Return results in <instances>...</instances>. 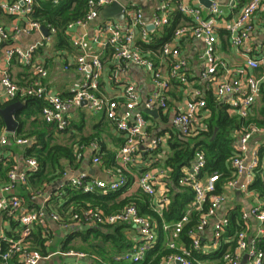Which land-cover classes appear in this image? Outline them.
Wrapping results in <instances>:
<instances>
[{"label":"built area","instance_id":"built-area-1","mask_svg":"<svg viewBox=\"0 0 264 264\" xmlns=\"http://www.w3.org/2000/svg\"><path fill=\"white\" fill-rule=\"evenodd\" d=\"M51 1L54 4L58 2V0ZM159 1L157 13L147 21H145L141 9H127L123 6L125 25L121 27L113 19L105 20L96 27L95 41L100 45L109 46L117 60L124 64L142 67L151 75L156 90L143 104L148 109L157 108L164 113H171V124L181 137L196 138L202 131L206 130L204 120L210 114V110L204 95L208 92L211 93L215 101L226 105V110L230 115L248 120L259 96L261 85L264 83V52L261 56H253L252 49L247 44L255 27L252 18L259 13L264 14V0H248L241 4L236 16L226 26L230 44L239 50L245 60V67L242 69L231 68L228 62L217 52L216 25L223 16L220 4L211 0L208 8H205L201 3L196 6L178 5L179 11L188 20L174 30L172 39L164 43L159 50L160 58L167 61L169 65L167 72H164L159 66L157 67L151 57L143 54L136 41L137 32H139L141 40L147 42L152 30L161 28L169 22L171 0ZM239 1L231 0L232 4H238ZM113 2H120V0H88L89 9L85 17L69 26L77 25L84 28L98 17L103 7ZM33 5V0H0V12L21 17L22 20V23L16 22L11 29H6L0 22V87L2 88L0 96L6 99L17 97L41 99L44 103L41 109L42 118L48 123H54L61 130L69 124L68 110L82 100H87L91 108L102 109L105 117L123 135V143L116 155L121 165L118 168V174L111 180L86 177L85 174L69 176L60 194L66 193L72 188L83 193L119 190L129 182L127 175L122 170L129 165L139 163V156L142 153L149 152L153 155L154 151L163 146L166 140L163 136H155L150 144L141 148L143 139L147 137V124L141 109H138L140 98L133 83L126 84L121 94L122 98H119L120 96L109 98L96 93L103 64L99 54L89 51L84 35L75 36L72 41L73 46L81 51L75 57L73 64L77 71L82 73L83 79L76 89H72L70 97L61 98L58 94L50 93L45 88L43 79L47 76V70L43 64H35L34 74L26 83L18 84L12 80L7 64L13 59L19 60L23 64H31L32 54L39 43L31 44L22 49L16 45L6 44V42L10 38L32 33L41 34L43 41H50L51 33L55 32L54 28L46 26L49 31L48 35L44 36L41 33L43 24L32 17ZM205 10H207L206 15L204 14ZM149 25H152L153 29H148ZM187 36L198 39L203 44V49L199 54L197 81L189 79L186 72L188 62L179 49L180 40ZM172 83L179 84L187 91L182 110L172 109L167 102L165 94ZM232 137L234 155L230 160V168L233 175L225 179L219 193H215V190L216 184L220 180V174H202L206 163V157L202 150L196 149L191 164L182 168V174L177 182L179 185L191 188L193 200L180 218L171 224L164 225L165 229L171 230L166 248L175 250L174 253L164 257L166 262L196 264L197 260L193 255V250L197 252L201 250L202 234L212 220L211 247L219 249L222 243L228 242L224 237L228 218L219 215L222 205L226 202V192H248L249 186L255 180V172L257 171L260 172L259 180L264 188V172L259 170L260 157L257 148L262 146L264 151V126L244 121L238 129L233 130ZM255 137L260 138L263 143L250 148L249 143ZM13 141L28 146L34 144L33 137L13 136ZM7 143V136L0 135V148ZM91 145L94 150L92 161L99 163L101 159L98 153V143L92 141ZM248 148L251 150L249 151ZM75 150L76 158H81V145H77ZM150 165L151 161L145 160L144 166L146 168L137 177L136 182L141 192L156 197L157 206L153 204L152 210L162 215L170 203L166 188L168 177L164 182L165 190L159 191L155 185L160 175L166 176L171 168L165 166L153 170L149 167ZM37 169L38 161L36 158L27 157L24 160V169L17 171L15 168H10L7 172V179L0 186V190L9 194L0 200L1 211L8 218H17L22 227L18 238L11 239L0 236V264H39L43 257L38 251L30 247L26 237L36 223L47 229L46 217L49 216L61 226L67 227V223H63L58 214L50 211L48 213L44 207L35 210H23L20 197L11 193L16 185L27 182L28 173ZM205 202H208L207 208L200 213L195 227L187 231L191 242L190 247L186 248L185 244L181 242V233L191 220V214L194 211L202 210ZM250 216L257 222V228L254 233L248 236L247 229ZM241 219L242 228L233 236L235 248L233 251L226 250L223 252L221 256L223 264H237L244 251L248 254V264H264V250L259 246L261 238L264 236V191L261 199L252 205L249 212L241 214ZM79 221L87 225L126 223L137 228L139 240L134 243L131 250L119 257L117 256L116 259H127L139 263L143 260L145 253L156 243L154 221L141 215L133 201L112 213H106L98 207L83 208ZM64 254L80 257L86 255L73 250ZM104 264L115 263L105 262Z\"/></svg>","mask_w":264,"mask_h":264},{"label":"crops","instance_id":"crops-1","mask_svg":"<svg viewBox=\"0 0 264 264\" xmlns=\"http://www.w3.org/2000/svg\"><path fill=\"white\" fill-rule=\"evenodd\" d=\"M36 1L37 0H33V3H35ZM59 1L60 0H58V2ZM215 1H217L220 4L223 10V16L218 20V23L216 25L217 52L223 59H225L228 62L231 68L242 69L245 67V60L244 58H242L239 50H237L230 44L226 26L230 22V20L234 16H236L239 6L247 2L248 0H240L238 4H232L231 0H215ZM58 2L56 4H58ZM159 2H160L159 0H153V1L120 0L122 6H124L127 9H132V8L141 9L145 21L152 19L154 14L157 13V6L159 5ZM180 4L196 6L200 4V2L199 0H171L170 12L175 10L176 8L178 9V5ZM204 14L205 15L207 14V10H205ZM108 19H113V18L103 17L100 11L98 17L94 21L86 25L84 28L77 25L69 26L66 32L67 35L69 36V41L71 43L70 49L56 48L55 32L51 33L50 41H43L41 34L39 33H32L29 35H19L17 37L10 38L9 41L6 42V44L16 45L22 49L27 48L31 44L39 43L37 45L36 50L32 54L31 64H23L16 59H13L9 64H7L10 77L14 82L18 84H24L27 81H29L30 78L33 76L35 64L37 63L43 64L47 70V76L43 79V84L45 88L50 93L58 94L61 98L65 99L70 97L72 95L71 93L72 89H76L79 86V84H81L83 79L82 73L77 71L76 66L73 64L75 61V57L81 51L80 49L73 46L72 41L75 36L84 35L86 46L88 47L89 51L99 54L103 64L102 71L98 81V90L96 91V93L109 98H113L117 96H120L119 98H122L121 94L126 84L133 83L135 85L136 90L138 91L140 98L139 106H141L143 102L151 94L155 92L156 88L154 86V82L151 78V75L144 68L132 64L122 63L121 61L115 58L113 51L109 46L100 45L95 41V37L97 35L96 27H98L99 24H101L102 22ZM113 20H115L118 24H120L121 27H123L126 22L125 21L126 19L124 17L122 20L119 21L116 19ZM252 21L255 27H254V31L251 33L247 45L252 49L251 53L253 56H261L262 52H264V14L262 13L256 14L252 18ZM0 22L5 26L6 29H11V27L16 22L22 23V20L21 17L15 15H6L0 12ZM186 22L187 21H185L184 23ZM136 35H137L136 41L138 42L141 40L139 32H137ZM179 49L182 55H184L187 59L188 65L186 72L189 79L197 81L199 74V63H200L199 54L203 49L202 42L198 39L187 36L180 40ZM153 61L156 63L157 67L159 66L164 72H167L169 65L167 61L162 60L160 58L159 54L158 55L156 54V58L155 60L153 59ZM0 90H2L1 87ZM186 93H187L186 89L182 88L179 84L172 83L170 87L167 89L165 94L169 106L174 110H182L184 108V103L186 100L185 99ZM208 93L211 94L210 92ZM207 96L208 94L204 95L205 100ZM17 100L24 102V105L16 112L15 119L16 116L19 114V117L24 119L23 121L24 124L23 127L21 128V132L18 133L17 129L19 122L17 119H16L17 127L13 132H9L6 130L3 120H2L3 124L0 122V135H5L8 138V143L4 145L2 148H0V162L3 163L9 162L11 163L10 164L11 168H15V170L21 171L24 169V160L27 157H33V156H26L25 153L26 149L27 147L30 146L15 143L13 141V136L33 137L34 143H36L35 135L34 134L29 135V134L38 130L37 123L35 122V120L36 119L44 120V119L42 118L41 111L36 114L35 111L32 110L29 115L24 113L26 112L25 101L22 100V98H19ZM0 102L1 103L7 102L6 103L7 105L13 102V99H6L3 96H0ZM139 108L140 107H138V109ZM140 111L143 114L144 118L146 119V124H147L146 127L147 137L143 139L141 148L142 146H146L150 144L152 138L155 136H163L166 142L158 150L156 151L153 150L154 151L153 155L149 152H146L145 154L142 153V155L139 156L140 158L139 163H137L136 165L134 164L129 165L128 167L124 168L125 174L128 177L129 185L119 195L107 199L106 204L107 207L110 208L119 204L123 199H125L127 203H129L135 200L141 201L144 198V196L148 197V200L146 202L151 210L153 204L157 206L156 197H151L141 192V190L137 186L136 180L137 177L140 175V173L146 168L144 166L145 160L151 161V165L149 167L153 170H155L157 167L159 169L165 167L164 161L170 152L168 139L171 136L170 135L171 133H176V134L178 133L171 124V113L169 112L164 113L161 110H158L157 115L152 116L150 114L144 113L142 110ZM252 112L254 115L255 112L253 110ZM209 116L210 114L205 118L204 120L205 123L209 118ZM67 118L69 124L65 129L69 127V130L63 133H53L51 142H58L67 145L73 144L75 159L71 163L68 159L61 158L60 163L62 164L63 169L62 170L57 169L54 172L55 177L52 178L46 186H44L43 190L34 192L32 189H30V186L28 184V178L29 175H31L33 172L28 173L27 182L25 184L19 183L14 187L13 191L11 192L12 194H16L20 197V199L22 200L23 210L26 211L31 209L35 210L44 207L47 210V212L50 211L58 214V208H60L61 205L68 199V191L63 194H60V192L62 187L66 184V181L69 176H80L82 174H85L86 177L111 180L114 179L118 174L119 171L118 168L121 165L116 155L120 146L123 143V135L116 129L115 125L105 117L104 111L102 109L91 108L88 104L81 105L79 103L73 105L68 110ZM90 135H94L99 138L101 145L105 150V153L113 154L115 163L112 162L107 163L106 161L104 163L101 156H100L101 160L99 163H93L92 157L94 156V150H93V146L91 145L92 141H90L89 144L83 142V139ZM259 143L260 144L263 143V141L260 138L258 137L253 138L249 143L250 148L257 147ZM77 145H81L80 151L82 152V156L79 159L76 158L75 148ZM250 148H248L249 151L251 150ZM257 148L260 157L259 170L264 172L263 147L258 146ZM99 150L100 149H98V151ZM166 178L168 180L167 183L169 184V186L173 188L175 187V184H173L169 172L167 173L166 176L160 175L159 180L155 185V187L159 191H161L162 189L164 190L166 189L164 186V182ZM257 179H260L259 171L255 172V180L253 184L249 186L250 191L248 190V192L227 191L226 202L222 205L219 215L221 217L222 216L227 217L229 213L230 212L232 213L233 211V213L235 214V220L239 219L240 221H242L241 214L243 212H247V211L249 212L252 205H255L258 202V199H261L263 191H261L260 187H258L259 184L257 186L254 185ZM4 182L0 183V186ZM174 191H172V194L174 193ZM28 193L31 194L28 195ZM95 193L104 194L106 192L97 191ZM8 195H9L8 193L0 190V200ZM170 197H171V193H170ZM124 205L125 203L116 206L117 207L116 209L106 213L116 212L120 210ZM189 205L190 204H188L186 209L189 207ZM154 213L161 219L159 222V226L157 224L158 221L155 218L149 215H143V216L148 217L149 219L154 221L155 225L158 226L155 227L156 243H158L159 232L161 231L162 246L160 247L159 250V252H161L162 250L169 249L166 248V242L169 236L171 235V230L167 228L165 229L164 225L171 224L175 219L167 220L165 218V215H163L164 212L162 213V215H159L157 212ZM45 223L49 228V232L51 234V238L47 243L49 252L47 256H44L39 261V264H93L95 261H100L102 264H104L105 262L112 263V261L109 259H105V258L102 259V257L98 255L97 251L94 248H92L89 243L82 241L80 236H76L71 241L66 243L67 236L71 232L74 231L78 233L85 232L90 228L91 225L78 223L75 221L70 223L65 221L63 223L65 224L67 223V227H63L58 222L51 219L49 216L45 218ZM212 224H213V220L206 227V229L202 234V248L198 252L204 257L201 258L195 257V259L197 260L196 264H223L222 259H220L219 257H215V256L210 257V255H212L218 250L211 247L210 240L213 232ZM20 225L21 223H19L17 218H11V217L8 218L3 214V212L0 209V236H5L11 239L18 238L20 236V230L22 228ZM127 226L128 227L125 229V235L128 238V241L130 240L134 245V243L139 240V234L137 228L131 226V224ZM256 228H257V222L253 217L250 216L249 226L247 229L248 236L254 233ZM181 242L185 244L186 248L190 247L189 246L190 244L187 245L186 242L183 240L182 236H181ZM28 243L30 245L29 241ZM224 243L225 244L227 243V247H228L227 250H230L229 249L230 246H228V244L231 245V243H228L226 241ZM65 244H67V246H72V247H70L66 251H63L62 247ZM110 245L111 244H107V249L111 247ZM131 248L129 250H131ZM234 248L235 245L233 249L230 251H233ZM69 250H73L75 252H81L86 255L83 257L75 256V255H65L64 253ZM129 250L125 251L124 253L128 252ZM169 250L170 252L168 254L175 252L174 249H169ZM124 253L114 256L115 260H120V261L127 260V259H116L117 256L119 257ZM146 255L147 252L145 253L143 260L139 263H142L146 259ZM166 255L167 254L161 257L158 264H178L175 261L166 262L164 260V257ZM152 258L153 257H151L149 262L152 260ZM248 262H249L248 254L246 251H244L240 255L237 264H248ZM113 263L118 264L116 262Z\"/></svg>","mask_w":264,"mask_h":264},{"label":"trees","instance_id":"trees-1","mask_svg":"<svg viewBox=\"0 0 264 264\" xmlns=\"http://www.w3.org/2000/svg\"><path fill=\"white\" fill-rule=\"evenodd\" d=\"M89 9L88 0H60L58 4H53L51 0H37L33 5L32 17L38 20L41 24L49 26L55 29V38H56V48L57 49H70L71 43L69 41V36L67 35V29L69 25L75 23L76 21L83 19ZM182 12L177 8L169 13V22L163 27L154 29L149 34V39L147 42L142 40L138 41L137 44L140 47V50L143 54L150 56L155 60L156 54H159L161 46L169 42L172 37L174 30L185 21H187ZM150 54V55H149ZM260 105L254 108L255 114L249 117L248 120H244L238 116L230 115L226 110V105L215 101L213 96L208 93L206 97V104L210 110V116L206 121V130L202 131L196 138H183L176 133H171L168 139V145L170 152L165 158V166L170 167V177L175 184V187L167 185V194L170 197V203L165 208L164 214L167 220H177L186 210V207L193 200V191L190 187L179 185L177 180L182 174V168L184 166H189L193 160L194 152L196 149H200L204 152L206 157V163L202 170V174H212L219 173L220 180L216 184L215 193H219L222 188V183L227 177L232 174V169L230 168V160L234 155L233 147V130L238 129L244 121H250L257 125L264 126V83L261 85L259 93ZM19 98H15L17 100ZM22 100L25 101L26 107L25 110L27 115L31 113L32 110L37 114L41 111L42 106L44 105L41 99L35 97H24ZM7 102L1 103L0 108L4 107ZM258 113V115H257ZM16 119L19 122L17 132H21L23 127L24 119L19 117V114L16 116ZM0 122L3 124L0 117ZM38 130L34 131L31 134H34L36 137V143L32 144L26 149V156H33L38 161V169L29 175L28 184L30 189L34 192L43 190L44 186L55 177V171L57 169L62 170L63 166L60 163L61 158L68 159L71 163L75 159L73 144H61L58 142H51L53 133H63L69 130L67 129H58L53 123H47L44 120L36 119ZM217 130L215 131V128ZM214 131L215 136L213 137ZM90 141H96L99 145V153L102 160L109 163L114 162V156L111 153H105L103 146L97 136L90 135L83 139L84 143L89 144ZM11 163L0 162V183L4 182L7 179V172L11 168ZM114 165V164H113ZM125 173V170H122ZM261 191H264L263 185L260 183V180L257 179L254 185H258ZM122 187L116 191H108L106 193H83L80 190L75 188L69 189L68 199L58 208V215L60 220L63 222H78L81 217L82 209L86 207H99L105 212H111L116 209V206H119L123 203H127L123 199L119 204L110 208L107 207V199L113 198L119 195L127 186ZM175 189V191H174ZM172 191L174 193L172 194ZM31 193H28V195ZM148 197L139 201L135 200L138 211L142 215H149L155 218L158 221V226L160 222V217H158L148 206L147 201ZM208 202H205L202 210L194 211L191 214V220L185 226L184 230L181 233L183 240L187 245L190 244V238L187 234V231L195 227L199 220L200 213L207 208ZM228 225L226 227L224 237L228 241V246L230 250L234 247L233 236L239 231L242 226V221L235 220V214L230 212L227 216ZM126 223H117V224H97L91 225L90 228L85 232H71L67 236V241H71L76 236H80L83 242L90 244L94 248L98 255L102 259H109L112 262L118 264H158L161 257L170 252L169 249L162 250L159 252L161 245L162 234L159 232L158 243L154 245L149 251H147L146 259L142 263H135L127 260H115L116 255L122 254L125 251L129 250L133 243L126 237L125 229L128 227ZM156 225V227H158ZM51 238L49 229L44 228L41 224L36 223L26 237L30 242L31 248L38 251L42 257L47 256L48 254V241ZM231 239V240H230ZM93 241V242H92ZM96 241V242H95ZM107 244H111L110 248L107 249ZM190 246V245H189ZM259 246L264 250V236L261 238ZM72 246H67L65 244L62 248L63 251L68 250ZM76 248V247H73ZM228 249L227 243L223 244L215 253L210 255V257H219L224 251ZM155 254V256H154ZM193 255L195 257L201 258L202 256L199 252L193 250ZM152 260L149 262V260ZM93 264H102L100 261H95Z\"/></svg>","mask_w":264,"mask_h":264},{"label":"water","instance_id":"water-1","mask_svg":"<svg viewBox=\"0 0 264 264\" xmlns=\"http://www.w3.org/2000/svg\"><path fill=\"white\" fill-rule=\"evenodd\" d=\"M201 4H203L205 7H209L211 0H199ZM101 15L103 17H112L116 20H122L124 17L123 14V6L120 2H113L110 5H107L101 9ZM148 29H153L152 25L148 26ZM41 31L43 35H48V28L46 26L41 27ZM81 105L88 104L87 100H82L80 102ZM24 105V102L20 100L13 101L6 106L0 108V117L2 118L4 125L6 127V130L9 132L15 131L17 127V121L15 119L16 112ZM140 109L147 114H150L152 116H156L158 113L157 108L154 109H148L145 107L144 104L140 106ZM217 130V127L215 128V131ZM213 133V137L215 136V132Z\"/></svg>","mask_w":264,"mask_h":264},{"label":"rangeland","instance_id":"rangeland-1","mask_svg":"<svg viewBox=\"0 0 264 264\" xmlns=\"http://www.w3.org/2000/svg\"><path fill=\"white\" fill-rule=\"evenodd\" d=\"M259 105H260V101H259V98H258V101H257L256 104L254 105L253 110H254L255 107H257V106H259Z\"/></svg>","mask_w":264,"mask_h":264}]
</instances>
